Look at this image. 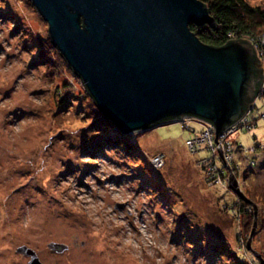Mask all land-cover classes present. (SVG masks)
<instances>
[{
  "label": "rangeland",
  "instance_id": "obj_1",
  "mask_svg": "<svg viewBox=\"0 0 264 264\" xmlns=\"http://www.w3.org/2000/svg\"><path fill=\"white\" fill-rule=\"evenodd\" d=\"M47 29L29 0H0V264H27L21 246L42 264H258L252 207L229 212L230 175L257 207L251 248L264 259V101L220 138L191 137L188 120L122 135L97 119ZM222 157L226 182L212 183Z\"/></svg>",
  "mask_w": 264,
  "mask_h": 264
},
{
  "label": "water",
  "instance_id": "obj_2",
  "mask_svg": "<svg viewBox=\"0 0 264 264\" xmlns=\"http://www.w3.org/2000/svg\"><path fill=\"white\" fill-rule=\"evenodd\" d=\"M47 24L52 45L80 78L99 112L122 135L184 117L211 124L215 138L236 123L255 96L254 52L241 41L215 48L190 31L210 21L198 0H29ZM230 174V172H229ZM228 188L253 209L251 248L257 207L230 175ZM62 253L63 244L49 243ZM16 253L27 264H42L35 251Z\"/></svg>",
  "mask_w": 264,
  "mask_h": 264
},
{
  "label": "trees",
  "instance_id": "obj_3",
  "mask_svg": "<svg viewBox=\"0 0 264 264\" xmlns=\"http://www.w3.org/2000/svg\"><path fill=\"white\" fill-rule=\"evenodd\" d=\"M198 1H200L203 4V6L207 9L210 17V21L208 23L202 24L200 26L190 25V31L194 33V35L198 38V40L201 43L211 47L219 48L226 46L233 41H241L248 44L253 49L254 57L252 59V70L254 71L255 75L258 78V83L256 86L255 96L251 100L248 107H246L244 112L245 114L246 112L250 111L252 107L255 109L258 101H264V86H263L264 68L261 61L258 58V51H261L263 48L261 46L262 45L261 40L264 38V11L258 7L250 6L244 0H198ZM77 78L80 79L79 77ZM86 94L88 98L91 100V103L94 107L95 116L97 117V119L99 118L100 120H105L106 123L110 125L111 128L114 129V131L118 132L111 124V122L99 112L95 103L88 95L87 91ZM184 119L190 121V123H194V124L197 123L195 125L199 126L198 130H194L192 127H190L194 131V132L190 131L191 137L195 136V134L200 133L208 126H210L212 132L214 131L213 126L203 120H200L195 117H184ZM184 119L180 118L177 120L166 121L150 127L147 131H150L159 126L171 124L173 122H177V123L179 122L181 124L183 121H185ZM241 128L245 130V125L239 126L237 128V132ZM257 147L258 149L261 150L264 149V148H260L261 147L260 145H257ZM219 166H221V168L219 167V170H217L218 176L216 177L220 178V180L223 179V182L225 183L226 177L225 175L223 176V172H222V168H225V163H223L222 161ZM234 200L235 201H233V203L230 206L231 209L229 208V212H231L232 214L238 213L239 216L241 217L242 214L244 215L246 213L244 208H246L249 205L242 202L240 199L236 197H234ZM250 216H253V214L251 213Z\"/></svg>",
  "mask_w": 264,
  "mask_h": 264
},
{
  "label": "built area",
  "instance_id": "obj_4",
  "mask_svg": "<svg viewBox=\"0 0 264 264\" xmlns=\"http://www.w3.org/2000/svg\"><path fill=\"white\" fill-rule=\"evenodd\" d=\"M248 116H249V111L248 112H246L236 123H234L233 125H231V126H229L228 128H226L225 129V131H223L222 132V134H220V136H218L217 138H220V137H222V136H224V134H228V133H230L231 131H237V128L239 127V126H244V125H246L247 124V119H248ZM182 119H184V118H182ZM185 120V119H184ZM186 121V120H185ZM184 122V121H183ZM182 122V123H183ZM207 130L208 131H206V129H205V131H204V135L206 136V137H208V136H210V134L211 135H213L214 134V136H216L215 135V131H211V129H210V126H208L207 127ZM213 130V129H212ZM198 136H196V138H197ZM207 140V139H206ZM207 142H209V139L207 140ZM195 143V142H194ZM201 143V142H200ZM199 143V144H200ZM202 144V143H201ZM218 143H217V141H216V145H217ZM192 145H193V143H191L189 146H190V148H192ZM210 145L211 144H208V146H209V149L212 151V153H213V151L214 150H217V147H216V145L214 144V147L212 146V147H210ZM223 146L224 147H226L227 149H228V152L226 153V156L224 155L223 157H225V158H230L231 159V154H230V152H229V146L228 145H226V144H224L223 143ZM217 152H219V150H217ZM213 157V156H212ZM212 157H211V159H212ZM221 158V161H223V163H229L230 162V160H227V159H224V158ZM210 159V160H211ZM208 160H204V162L203 163H205V162H207ZM155 163H156V165H158V166H160L161 165V162L159 161V159H156L155 160ZM218 167H216V165L214 164V163H212V161H211V166H209V169H211V171L215 174V176H210V181H212V182H215V181H217V182H219V180H220V178H218V177H216V176H218V169H217ZM215 178H217V179H215ZM214 180V181H213Z\"/></svg>",
  "mask_w": 264,
  "mask_h": 264
}]
</instances>
